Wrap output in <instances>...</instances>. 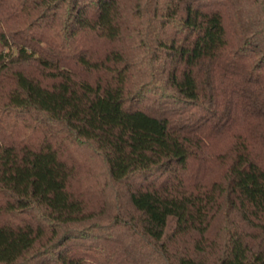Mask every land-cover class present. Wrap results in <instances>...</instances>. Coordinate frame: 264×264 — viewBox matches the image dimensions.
Masks as SVG:
<instances>
[{"label":"trees","instance_id":"1","mask_svg":"<svg viewBox=\"0 0 264 264\" xmlns=\"http://www.w3.org/2000/svg\"><path fill=\"white\" fill-rule=\"evenodd\" d=\"M0 264H264V0H0Z\"/></svg>","mask_w":264,"mask_h":264}]
</instances>
